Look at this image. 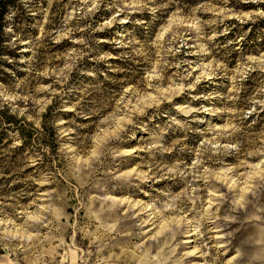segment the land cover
Instances as JSON below:
<instances>
[{"label": "rangeland", "instance_id": "obj_1", "mask_svg": "<svg viewBox=\"0 0 264 264\" xmlns=\"http://www.w3.org/2000/svg\"><path fill=\"white\" fill-rule=\"evenodd\" d=\"M0 264H264V0H0Z\"/></svg>", "mask_w": 264, "mask_h": 264}]
</instances>
